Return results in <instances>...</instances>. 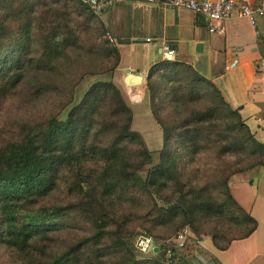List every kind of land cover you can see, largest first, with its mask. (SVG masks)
Instances as JSON below:
<instances>
[{
    "label": "trees",
    "instance_id": "16d2710c",
    "mask_svg": "<svg viewBox=\"0 0 264 264\" xmlns=\"http://www.w3.org/2000/svg\"><path fill=\"white\" fill-rule=\"evenodd\" d=\"M104 32L81 0H0V114L19 90L39 106L0 142L2 254L14 264H163L162 251H134L137 230L164 240L187 227L218 251L248 238L257 223L228 181L264 167V143L191 66L161 61L145 84L162 131L154 163L113 82L119 53Z\"/></svg>",
    "mask_w": 264,
    "mask_h": 264
},
{
    "label": "crops",
    "instance_id": "0c3cea01",
    "mask_svg": "<svg viewBox=\"0 0 264 264\" xmlns=\"http://www.w3.org/2000/svg\"><path fill=\"white\" fill-rule=\"evenodd\" d=\"M264 12V0H240ZM105 31L115 41L119 64L114 83L133 111L146 103L145 84L149 69L161 62L163 47L173 51L172 61L191 66L220 93L224 102L237 110L254 138L264 143V16L257 20L260 37L245 18L235 17L223 23V34L209 32L210 22L182 9L161 4L123 3L106 6L100 17ZM216 25V24H214ZM201 44V50L196 47ZM234 68H228L232 61ZM127 73L140 75L142 83L126 86ZM147 105V104H146ZM149 107V106H148ZM160 131L150 110L141 112ZM147 139V137H146ZM231 196L257 223L246 239L233 241L227 250L218 251L209 237L204 249L187 247L184 258L194 264H264V167L233 175L228 181ZM209 241V247L205 245Z\"/></svg>",
    "mask_w": 264,
    "mask_h": 264
},
{
    "label": "built area",
    "instance_id": "2783aa9c",
    "mask_svg": "<svg viewBox=\"0 0 264 264\" xmlns=\"http://www.w3.org/2000/svg\"><path fill=\"white\" fill-rule=\"evenodd\" d=\"M81 1L98 18L101 17L106 6L123 3L161 4L164 7L190 11L210 22L209 32L212 34H223V23L229 19L239 17L245 18L253 28L255 35L260 37L257 20L264 16L261 8L240 2V0H109L106 3H103V0ZM105 39L111 46H115V41L108 32H105ZM163 57L168 61H172L174 53L167 47H163ZM236 63V60L232 61L228 68H234ZM259 68L264 69V64L260 63ZM189 245H194L201 250L204 249L203 239L196 237L187 227L177 232L172 239L156 242L150 236L138 234L132 241V247L139 255H155L162 251L164 254L163 264H176L180 257L185 255ZM155 248H157L156 252L154 251Z\"/></svg>",
    "mask_w": 264,
    "mask_h": 264
},
{
    "label": "rangeland",
    "instance_id": "374dc122",
    "mask_svg": "<svg viewBox=\"0 0 264 264\" xmlns=\"http://www.w3.org/2000/svg\"><path fill=\"white\" fill-rule=\"evenodd\" d=\"M105 32H104V36H105ZM113 82H114V79H113ZM9 100L10 101L7 103L6 107L0 114V142L4 139L9 138V135L11 134V130L14 128L13 126H14L15 120L18 119V117H20L23 113L34 114L39 109V106L36 102L34 101H31L29 103L27 102L26 95L23 90H19L18 92H16V95L13 98H10ZM125 101L129 105V102L127 101V99H125ZM51 102H52L51 99L46 100V103H51ZM148 106H149V103L146 97V103L143 106L139 105V107H137L134 111L136 119L134 120L133 124H131V129L139 133L142 136L147 149L153 154L154 163H156L158 160V153L159 151H161V148H162V139L160 137V131L151 125V120H149L151 118L146 117L145 115L144 116L141 115V112L145 110H150V107ZM161 136H162V131H161ZM148 169L149 167H146L145 169L140 171V176L142 178L146 176ZM142 233L143 231L137 230L136 233L133 235V237H135L138 234H142ZM173 236L174 235L164 240L172 239ZM200 236L204 238L207 237L203 234ZM158 241L160 242L163 240H156V242ZM209 244H210L209 241H205V245L207 247H209ZM141 257L145 259H151L154 256L147 255V256H141ZM0 264H14L11 262L8 256H6L5 254H2V250H0Z\"/></svg>",
    "mask_w": 264,
    "mask_h": 264
},
{
    "label": "water",
    "instance_id": "95a60500",
    "mask_svg": "<svg viewBox=\"0 0 264 264\" xmlns=\"http://www.w3.org/2000/svg\"><path fill=\"white\" fill-rule=\"evenodd\" d=\"M109 0H103V3L108 2ZM197 52H199V50H201V44H198L196 47ZM142 83V77L140 75H135L132 73H127V75L124 78V84L126 86H137L140 85ZM154 251H157V248L154 249ZM195 264H200L199 262L195 263ZM208 264H215V262L211 261Z\"/></svg>",
    "mask_w": 264,
    "mask_h": 264
}]
</instances>
